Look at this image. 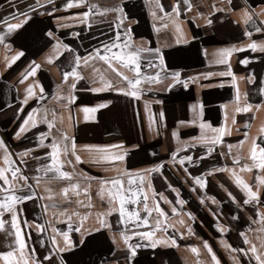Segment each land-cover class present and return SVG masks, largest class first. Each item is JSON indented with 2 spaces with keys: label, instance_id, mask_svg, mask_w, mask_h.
Listing matches in <instances>:
<instances>
[{
  "label": "crops",
  "instance_id": "obj_1",
  "mask_svg": "<svg viewBox=\"0 0 264 264\" xmlns=\"http://www.w3.org/2000/svg\"><path fill=\"white\" fill-rule=\"evenodd\" d=\"M66 3L67 0H52L51 3L39 0V7L36 0H0V20L9 16L19 17L20 13H27L29 17L20 28L11 32L0 24V31L5 33V40L0 43V139L11 153L12 167L19 168L30 178L28 183L36 193L32 199L15 205L27 247L35 249L41 264H123V259L112 261L110 257L113 252H128L121 233H129L121 227L122 223L128 226L145 218L147 212L144 211L142 195L137 203L125 205L129 213L137 211L141 217L129 220L127 213L123 218L120 216L118 204L115 205L116 210L108 214L106 190L110 185H105L103 199L99 194L101 179L119 178V174L125 171L134 176H144L142 185L137 179L131 187L134 190L138 186L143 187L150 209L159 204L167 218L154 213V210L147 213L148 217L173 222L175 240L185 238L188 233L186 224L192 222L193 217L198 220L200 216L192 212L199 206L197 214L203 213V218H208L204 212L205 202L219 203L217 216L222 224L233 221V224L243 226L257 207L252 202L243 204L246 193L235 183L233 171L254 191L258 186L256 177L264 179V169H243L245 164L253 163L250 158L253 138L264 147V133H261L264 128V93L260 91L264 88V51L247 47L254 41L264 43V23H261L264 21V0H231V4L229 0H189L188 6L184 0H179L178 16L172 13L171 7L177 0H160L165 12L172 13L171 18L155 8L154 0H86V4H74L71 8H66ZM88 4H97L99 10L122 7L123 15L114 11L100 14L94 9L96 14H90L85 20L81 14L88 10ZM29 5L36 9L29 11ZM245 10L252 16L247 24L243 17ZM207 20L212 22L209 24ZM8 22L16 23L18 20L9 19ZM257 27L262 30L257 32ZM246 32L250 35H245ZM116 34H119L117 43L122 46L128 43L151 49L140 53L141 71L144 76H154L159 72V83L142 80L138 96H128L116 90L122 88L127 91V82L99 59L89 60L87 66L81 63L77 72L82 79L69 77L68 83L63 82V72L71 71L76 56L87 57L97 48L103 53V46L110 44ZM57 42L68 46L61 47L59 55L54 50ZM241 48L242 51H231L230 54L224 51ZM120 50L112 49L113 52ZM18 52L23 55L8 66ZM157 57L163 59L162 66ZM244 60L246 63H241ZM113 63L120 67L118 62ZM149 63L157 67H147ZM34 65H39L35 75L21 82L22 74ZM93 68L99 72L94 73ZM229 69L230 75L227 74ZM120 70L130 78L135 76L128 67ZM174 73H179L176 83H173ZM101 74L111 87H105ZM71 82H75V89H69ZM29 84L34 86L37 95L30 97L27 104H22ZM169 84L172 86L168 87ZM39 86L44 89L43 100L39 99ZM93 88L102 90L94 92ZM70 94L74 100L69 101ZM101 104L106 106L98 107ZM246 104L252 105L248 112H235L237 106L243 108ZM84 107L96 108V111L84 113ZM33 108L47 109L49 120L55 113L52 135L46 136L42 147H38L39 134L49 131L42 121L34 127L29 126L19 137L16 135ZM201 123L211 128H225L228 132L221 137L222 142L213 144L211 141L218 133L210 128L201 129ZM174 132L176 136H173ZM63 133L70 138L69 144L74 138L75 153L80 162L70 151L67 157L61 155L62 162L65 159L72 161L71 164L62 163V170L72 172L71 183L87 187V194L81 191L77 196L70 189L65 197L62 189L70 181H49L42 171L36 172L38 165L46 164L50 159L44 157V153L51 151L48 145L52 136L58 138ZM202 136L207 140H200ZM113 145L116 147H109ZM210 147L212 151L209 153ZM26 149L28 154L21 156ZM3 155L0 149V167L8 168ZM112 155H123L124 159L114 161L110 159ZM185 156L192 157V160L181 164L180 160ZM236 157L239 161L234 163ZM157 165H160L159 171L148 172ZM6 175L12 179L11 171ZM37 177L39 184L35 182ZM196 177L201 178L205 187L201 188L196 183ZM123 179L125 188L129 187L127 176ZM23 183L18 181L17 188ZM47 188L51 193L46 191ZM27 193L25 188L17 194ZM86 196L92 201L89 208V203L82 198ZM262 197L264 185H259V198ZM0 199H3V193H0ZM77 200L83 206L78 205ZM54 202L58 207L44 210L45 205ZM191 207L193 210H189ZM65 209L66 214L60 215ZM73 212L78 215H72ZM101 213L106 226L100 223ZM2 218L7 223L4 230H0V252H6L18 245L15 244V236L9 234L15 231L11 228V215L3 213ZM179 220L184 223H178ZM36 225H41L43 230H38ZM63 233L68 234L70 245L65 244ZM234 235V232L225 235L222 245L233 241ZM53 237L56 244L52 242ZM238 237L243 241L242 236ZM157 238L164 242L157 244L151 254L142 252V257L137 255L135 260L139 264H198L199 261L200 264H213L207 259L208 252L192 253L185 248H175L170 240L166 244L164 237L155 236L151 240ZM254 238L249 241L254 242ZM131 242L133 240H128V244ZM61 248L66 250L60 251ZM219 251L222 253L216 252V256L220 264H234L232 258H225L229 257L227 248ZM45 256L49 259H43ZM118 257L117 253L115 258ZM0 264L5 262L0 259Z\"/></svg>",
  "mask_w": 264,
  "mask_h": 264
},
{
  "label": "snow or ice",
  "instance_id": "obj_2",
  "mask_svg": "<svg viewBox=\"0 0 264 264\" xmlns=\"http://www.w3.org/2000/svg\"><path fill=\"white\" fill-rule=\"evenodd\" d=\"M48 3H51L52 0H47ZM37 6H40L39 0H36ZM75 5L79 6L81 4H86V0H67V3L64 5L66 8H71ZM184 4L186 6L189 5V0H184ZM229 4H231V0H229ZM179 0H177L176 4H173L172 7V13H175L177 16L179 15ZM154 6L157 10L160 12H165L164 6L160 3V0H154ZM88 10L84 11L81 15L87 20V18L90 16V14L95 15L96 12H94V9L99 10V6L97 4H88L87 5ZM29 11H32L31 5H29L28 8ZM100 14H104L110 11L119 12L121 15H123V8L122 7H116V8H108L105 7L102 10H99ZM172 13L165 12L166 16H169L171 18ZM153 16L156 15V12L153 11ZM19 17H22L23 19H20ZM19 17H4L3 20H0V24H3L8 32L13 31L14 29H18L21 27L22 23L25 22L27 19H29L27 13H20ZM244 22L247 24L252 20L251 14L245 10L243 13ZM9 19H17L18 22L16 23H9ZM207 23H211V20H207ZM261 23H264L262 21ZM119 26V25H118ZM257 32H260L262 29L257 27L255 29ZM49 35H52V33H49ZM245 35H250V33L246 32ZM5 40V33L0 31V43H3ZM119 40V34H116L115 37H113L112 41L108 45H104V52L101 53L100 49H94L92 53H89L87 57H80L76 56L74 58V64L71 68V71H65L62 75V80L64 83L69 82V77H74L76 80L82 79L80 74L77 72V68L83 63L85 66H87L89 60L93 59H99L103 61L109 69H111L112 72H114L118 77H120L121 80L126 81L128 84V90L125 91L124 89H116L119 92H124V94L131 96V97H137L138 96V86L141 84L142 80H147L148 82H160V73L157 72L154 76H144L141 71V56L140 53L144 51H151V49L146 48H140L135 46H130V44L126 43L123 46L117 43ZM67 48V45H61L59 42H57V45L55 46L54 50L59 55V49ZM248 48H251L252 50H256L259 48L261 51H264V43L257 44L255 41L251 44L247 45ZM113 48H119L120 51L113 52ZM243 49H231V50H224L225 52H228L230 54L231 51H242ZM159 51L158 49L156 50ZM22 52H18L15 56L11 58V61L8 62V66H11V63L15 62L16 59L19 58V56H22ZM159 58V57H157ZM160 59V65H163V59ZM51 61V58H49ZM113 61L118 62L120 67H117ZM224 62V61H221ZM241 63H246V60L241 61ZM39 67V65H34L30 68L29 71H27L25 74H22V80H27L29 76H34L36 73V69ZM123 67H128L129 71L134 72V77H128L125 75L120 69ZM147 67H157L155 65H152L149 63ZM94 73H98L99 70L96 68H93ZM224 73H221L223 75ZM227 74H231V71L229 69V72ZM210 75V74H209ZM174 81L173 83H176L179 81V73H174ZM100 79L105 82V87H111V83L105 80V77L101 74ZM69 89H75L76 84L75 82H71L68 84ZM172 85L169 84L168 87H171ZM40 94L39 99L43 100L44 97V89L43 86H39ZM101 88H93L92 91L99 92L101 91ZM262 93H264V88L260 90ZM26 95L22 101V104H27L30 97H33L37 95L34 91V86L32 84H29L27 88L25 89ZM56 99H60L59 96H56ZM69 101L74 100L75 97L71 94L68 97ZM239 97H237V100ZM106 105H99L98 107H105ZM67 107V105H65ZM257 108L259 105L256 106ZM252 108V105L246 104L243 108L240 106H237L235 108V112H241L245 111L248 112ZM22 110V109H20ZM84 113H91L95 112L96 108H89L84 107L83 109ZM39 113V115H37ZM162 115V114H161ZM87 119V116L85 117ZM55 120V113H52V119H48V110L47 109H40V108H33L31 111L28 112L27 116L23 120V123L20 124L19 131L16 133L17 137H19L21 132L27 131L29 126H36L38 121H42L47 124L48 132L47 133H40V142L38 144V147L44 146V139L46 136H51L52 132L51 130L55 127L54 125ZM233 123H235V119L233 118ZM201 129L210 128L212 132L218 133L216 137H214L211 141V143H220L221 137L228 132L225 128H211L210 125H206L204 123H201L200 125ZM261 133H264V128L261 129ZM247 135V134H245ZM173 136H176V133H173ZM69 137L66 133L61 134L58 138L56 136H52V142L48 147L51 148V151L48 153H44V157L50 158L48 160V163L46 164H40L36 168V172L40 173L41 171L45 174V176L49 179V181L54 179H66L70 181L69 185L67 187H64L62 189V194L67 197L69 190L71 189L76 193L77 196H79L80 192L83 191L87 194V187L81 188L79 183H71V180L73 178V173L69 171H63L62 170V163L71 164V160L65 159L63 162L61 161V155L64 157H67L69 152L71 151L72 155L75 156V159L77 162H80V157L76 155L75 153V142L74 138H72L71 144L68 143ZM197 139V138H194ZM200 140H207V137H200ZM240 143H243L241 141ZM109 147H116L115 145L109 146ZM231 145H229V149H231ZM0 149L3 150V159L5 164H7L8 168L0 167V181H3V185H0V193H3V199H0V230H4L5 224L7 223L3 218V213H9L11 215V228L14 229V233H9L11 235L15 236V244L18 245L17 248H13L11 251L6 252H0V259H2L5 264H41L40 260L36 258L35 249H29L27 247L26 241L24 239V234L22 232V229L18 222V214L17 210L15 208L16 204H20L23 201H27L29 199H32L34 196H36V193L32 190V185L28 183V180L30 179L28 176L24 175L19 168L12 167L13 161L11 160V153L8 151L7 146L5 145L4 141L0 139ZM209 153L212 151V148L210 147L208 149ZM29 150H25L23 153H21V156L27 155ZM175 155V153H173ZM250 158L252 160V164L248 165L245 164L243 166L244 170H251V168L256 169H264V147H261L257 142L256 139L253 138V142L250 149ZM35 159L40 160L41 157H35ZM111 160L114 161H122L124 159L123 155H112L110 157ZM185 160H192V157L185 156L180 160V163L183 164ZM239 161V157L234 158V163H237ZM24 161L21 160V163ZM160 165H157L155 168L148 170L149 173L153 171H159ZM11 171L12 179L10 180L9 177L6 175L7 172ZM51 174V175H49ZM233 175L235 176V183L242 187L246 193V197L243 201L244 205H247L251 202H255L257 206L259 205V185H264V179H262L260 176L256 177V180L258 182L257 189L254 191L250 185L245 183L239 176L235 174L233 171ZM127 176V184L129 187L125 188L124 186V179L123 177ZM85 179H91V177H85ZM139 179L140 184H143L144 176L137 174L133 175L127 171L122 172L119 174V178H113L111 180H105L101 179L100 181V194H103L105 192V185H110L111 187L107 188V197H108V214H111L112 211H115V205H119V213L120 216L123 218L125 214H128L129 220L135 218L136 220H139L141 217L139 216V213L137 211L128 212L125 205L129 202L131 203H137L139 198L142 195V201L144 204V211L151 214V212L154 210L156 211L160 216L166 217V213L163 211V209L160 208L159 204L156 203L154 209H150L148 207V195L144 193V189L142 186H138L135 190L131 187V185L136 183V180ZM24 181L23 184L19 185V188H17V182L18 181ZM196 183L200 185L201 188L205 187V183L201 180L200 177L195 178ZM35 182L37 184L40 183V179L37 177L35 179ZM4 185H8V187H4ZM151 187V185H149ZM28 189L27 194H17L20 189ZM46 191L51 193V189L47 188ZM127 193H130V195H127ZM231 196V193H229ZM163 198V197H162ZM40 199H43V197H40ZM49 199H51V195L49 196ZM89 199H91L89 197ZM101 199H103V195H101ZM233 200L235 198L233 197ZM213 202H215L213 198ZM76 203L78 205H82V202L77 200ZM171 203V202H169ZM177 203H183V201H177ZM48 207L56 208L58 207L57 203H52L51 205H45L44 210L47 211ZM87 207H91V204L87 205ZM67 210L61 211L60 215H65ZM172 212L175 214L176 209L175 207L172 208ZM72 215H78V213L73 212ZM103 213L100 214V223L102 226L104 225L103 222ZM190 215V214H189ZM257 219L253 220L252 223H259L260 227L256 229L258 232L264 233V213L259 212V208L257 207L256 212ZM86 218V217H85ZM69 219L71 217L69 216ZM251 219V218H250ZM178 223L183 224V220H179ZM27 224V222H25ZM144 224H148L147 217L144 218ZM29 227L31 225H28ZM140 225H136V227H139ZM174 226V225H173ZM38 230H43L41 225H36ZM220 227V226H218ZM156 229H160V221H156ZM79 229H77L78 231ZM221 231H226L227 229L220 228ZM53 231H57L56 229H53ZM133 235H139L142 238H148L152 239L155 236V231H146V232H139V233H132ZM240 235L244 238L243 243L249 244L250 247L248 248H234L230 244L225 243L224 247L230 250V253L238 252L242 253L244 256L248 257V264H252V261H255V264H264V251H258L256 245L251 244V242L247 239V236L244 232H241ZM121 236L124 240L125 245L131 250L132 255H135V249L132 248V245L128 244V240L130 239V236L121 233ZM63 238L66 245H70L71 241L68 237L67 233H63ZM171 239V238H170ZM53 244H56L55 237L52 238ZM164 242L162 239H153L152 240V247H156L157 244H160ZM171 243L175 245L176 241L174 239H171ZM139 247V245H137ZM204 247L207 249L208 253L211 256V260L213 261V264H220V261L218 260L217 256L213 252L212 248L209 246L208 242H204ZM261 247H264V242H262ZM66 250L65 248H61L60 251ZM191 251L193 253H198V249L196 247H192ZM251 253L249 256L248 254ZM234 260V264H241L238 257H231ZM43 259L47 260L49 257L45 256ZM200 264V262H198Z\"/></svg>",
  "mask_w": 264,
  "mask_h": 264
},
{
  "label": "rangeland",
  "instance_id": "obj_3",
  "mask_svg": "<svg viewBox=\"0 0 264 264\" xmlns=\"http://www.w3.org/2000/svg\"><path fill=\"white\" fill-rule=\"evenodd\" d=\"M239 173L242 174V171L240 170ZM99 195H104V193L103 194H99ZM82 198L85 201H87V203H89V204H90V202H92L91 199L89 200V198L87 196H86V198L85 197H82ZM263 199H264L263 197L259 198V201H260L259 205L260 206L259 205L258 206H259V212L260 213H264V203L262 204ZM252 203L256 204L255 202H252ZM218 204L219 203H212V202H208L207 203V202H205V205H204L205 211L204 212L207 213L205 215L208 218H203V216H204V215H202L203 213L202 214H197V213H199L198 211H200V209H199L200 206L197 209L195 207L196 210H194L192 212V214L195 215V216H200V217H198V220H196V218L194 219V217H193L191 219L192 222H189V223L186 224V230H187L188 233L186 234L185 238H182V239H176L175 240L176 236L174 234L175 233V228L172 226L173 222H170V225H169L168 224L169 222H163L162 219H159L157 217L153 218V219L148 217L147 213L145 214V217H147V219H148V224L147 225L144 224V218H143L137 223L128 224V226H127V224L122 223V227L121 228H122L123 231L129 233L127 235L130 236L129 240H131V241L132 240H136V239H140V240H143V241H149L150 240V239L148 240V238H142L139 235H133L132 233H139V232H146V231H155V236L161 237V238L164 237V239H166L165 240L166 244L169 242L168 240H170V242H171V239L174 238V240L176 241V243L174 245L175 248H180V249L185 248V249H188V251H191L192 247H196L198 249V252H208L207 249H205V247H204V242L207 241L209 246L212 248L213 252L215 253V255L217 254L216 252H221L219 250H222V251L224 250V247H223L224 245H222L223 240L225 241V239H226L224 236L225 235L228 236V234L231 233V232L232 233L234 232V234H235L234 235L235 239L233 241L229 242V244L232 247H234V248H248V247H250L249 244L243 243L241 238L238 237V236H241L240 235L241 232H244L245 235L247 236V238L255 237L254 238L255 241L254 242L250 241V242H251V244L254 243V245H256L258 251H264V247H261L262 242H264V233L256 231V229L260 227V224L259 223H252L251 219L249 221L243 223V226L242 225H238L237 223L233 224V221H228V222L226 221L227 223H223L222 224L221 221H220L221 219L217 216V212L220 209ZM211 206H213V207H211ZM258 206L256 204L255 207H258ZM206 207H208V208H206ZM189 210H193V207H191ZM88 211L89 210H87V212ZM155 212L156 211H154V213ZM256 212H257V210L251 212L252 214H250V217L252 216L251 217L252 220L253 219H255V220L257 219ZM254 216H255V218H254ZM157 220H160V229H156V221ZM201 221H204V223L202 224ZM196 222H198V223H196ZM223 222H225V221H223ZM136 225H140V226L136 227ZM218 226H220V227H218ZM221 227L224 228V229H227V230L226 231H221L220 230ZM229 237H230V235H229ZM131 243H135V242H131ZM148 247L150 248L149 250H147L148 252L141 251V252H137L136 254L139 253L138 255L141 256V255H143L142 252H144V253L153 252V247L151 245L148 246ZM225 252H226V250H225ZM117 253L119 254V257L115 258ZM117 253L115 254L113 252L111 254L112 256L110 257V260L118 261V259L121 258V259L124 260L123 264H139V261L135 260V255H131V256L128 255L125 258V256H124L125 254L124 253H126V252H117ZM120 255L122 257H120ZM248 255L250 256L251 253H249ZM206 256H207V259L209 260V263H211L210 262V260H211L210 254L207 253ZM232 256L238 257L241 263L243 262L244 264H248V257L244 256L242 253H238V252L230 253V250H229V257H225V258L230 260V258ZM128 259H129V261H128ZM197 259H199V258H197ZM252 264H255L254 260L252 261Z\"/></svg>",
  "mask_w": 264,
  "mask_h": 264
},
{
  "label": "flooded vegetation",
  "instance_id": "obj_4",
  "mask_svg": "<svg viewBox=\"0 0 264 264\" xmlns=\"http://www.w3.org/2000/svg\"><path fill=\"white\" fill-rule=\"evenodd\" d=\"M52 132V131H51ZM169 225H170V222L168 223ZM157 237V236H156ZM149 240V239H148ZM151 240V239H150ZM143 241V240H140V239H136V240H133V242H135V243H131L130 245H132V248H134L135 249V257L139 254H136L137 252H141V251H145V250H148V249H150L148 246H150V245H152V240L151 241ZM137 245H139V247H137ZM155 247H153V250H155L154 249ZM130 252V253H129ZM127 254V256L128 255H132V252H131V250L128 248V253H126ZM128 261H129V259H128Z\"/></svg>",
  "mask_w": 264,
  "mask_h": 264
},
{
  "label": "water",
  "instance_id": "obj_5",
  "mask_svg": "<svg viewBox=\"0 0 264 264\" xmlns=\"http://www.w3.org/2000/svg\"><path fill=\"white\" fill-rule=\"evenodd\" d=\"M40 7V6H39ZM34 9H36V8H32V10H34Z\"/></svg>",
  "mask_w": 264,
  "mask_h": 264
}]
</instances>
